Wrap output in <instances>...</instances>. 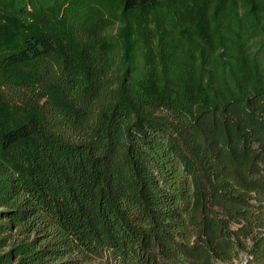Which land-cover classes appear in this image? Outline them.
I'll list each match as a JSON object with an SVG mask.
<instances>
[{
    "label": "trees",
    "instance_id": "1",
    "mask_svg": "<svg viewBox=\"0 0 264 264\" xmlns=\"http://www.w3.org/2000/svg\"><path fill=\"white\" fill-rule=\"evenodd\" d=\"M0 264H264V0H0Z\"/></svg>",
    "mask_w": 264,
    "mask_h": 264
}]
</instances>
